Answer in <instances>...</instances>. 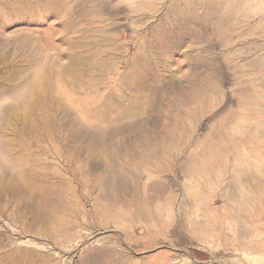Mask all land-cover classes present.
<instances>
[{"label":"rangeland","instance_id":"obj_1","mask_svg":"<svg viewBox=\"0 0 264 264\" xmlns=\"http://www.w3.org/2000/svg\"><path fill=\"white\" fill-rule=\"evenodd\" d=\"M0 264H264V0H0Z\"/></svg>","mask_w":264,"mask_h":264},{"label":"bare ground","instance_id":"obj_2","mask_svg":"<svg viewBox=\"0 0 264 264\" xmlns=\"http://www.w3.org/2000/svg\"><path fill=\"white\" fill-rule=\"evenodd\" d=\"M77 57V56H76ZM127 115V114H126ZM122 116V115H121ZM123 116H125V115H123ZM17 161V160H16Z\"/></svg>","mask_w":264,"mask_h":264}]
</instances>
